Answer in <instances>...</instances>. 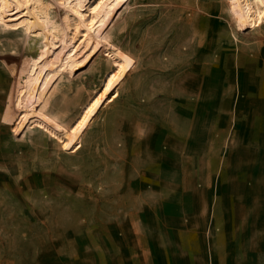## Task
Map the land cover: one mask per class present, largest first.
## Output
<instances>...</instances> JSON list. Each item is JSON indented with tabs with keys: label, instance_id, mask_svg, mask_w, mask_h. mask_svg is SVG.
Listing matches in <instances>:
<instances>
[{
	"label": "rangeland",
	"instance_id": "obj_1",
	"mask_svg": "<svg viewBox=\"0 0 264 264\" xmlns=\"http://www.w3.org/2000/svg\"><path fill=\"white\" fill-rule=\"evenodd\" d=\"M104 1L0 0V264H264V0Z\"/></svg>",
	"mask_w": 264,
	"mask_h": 264
},
{
	"label": "bare ground",
	"instance_id": "obj_2",
	"mask_svg": "<svg viewBox=\"0 0 264 264\" xmlns=\"http://www.w3.org/2000/svg\"><path fill=\"white\" fill-rule=\"evenodd\" d=\"M113 0H107L103 3H97L90 7V18L86 15L87 19L89 18L90 21L95 20L98 15H101V13L105 12L108 8H110L113 4ZM234 6L240 15L241 20L244 23L250 24L258 23L260 21V14L257 12L256 8L254 9L251 2L247 0H233ZM69 3H74L73 0H69ZM74 6V5H73ZM75 11V10H74ZM78 13V11H77ZM76 13V14H77ZM83 17V16H82Z\"/></svg>",
	"mask_w": 264,
	"mask_h": 264
},
{
	"label": "crops",
	"instance_id": "obj_3",
	"mask_svg": "<svg viewBox=\"0 0 264 264\" xmlns=\"http://www.w3.org/2000/svg\"><path fill=\"white\" fill-rule=\"evenodd\" d=\"M36 256V255H35ZM36 258V257H35Z\"/></svg>",
	"mask_w": 264,
	"mask_h": 264
}]
</instances>
